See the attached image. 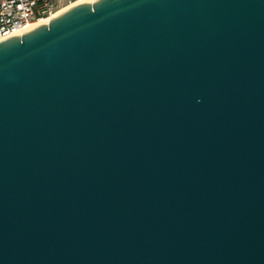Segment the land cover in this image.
Here are the masks:
<instances>
[{"label": "water", "instance_id": "1", "mask_svg": "<svg viewBox=\"0 0 264 264\" xmlns=\"http://www.w3.org/2000/svg\"><path fill=\"white\" fill-rule=\"evenodd\" d=\"M0 264H264V0H96L1 41Z\"/></svg>", "mask_w": 264, "mask_h": 264}, {"label": "built area", "instance_id": "2", "mask_svg": "<svg viewBox=\"0 0 264 264\" xmlns=\"http://www.w3.org/2000/svg\"><path fill=\"white\" fill-rule=\"evenodd\" d=\"M79 0H0V42L40 26ZM33 27V28H32Z\"/></svg>", "mask_w": 264, "mask_h": 264}, {"label": "bare ground", "instance_id": "3", "mask_svg": "<svg viewBox=\"0 0 264 264\" xmlns=\"http://www.w3.org/2000/svg\"><path fill=\"white\" fill-rule=\"evenodd\" d=\"M96 0H79L75 5H79V4H83V3H87V4H92L93 2H95ZM70 9V8H69ZM64 11H66V10H64ZM64 11H62V12H64ZM62 12H60L59 14H61ZM46 24V22H43V23H41V24H39V25H45ZM38 26V25H37ZM33 27H36V26H33ZM32 27V28H33Z\"/></svg>", "mask_w": 264, "mask_h": 264}]
</instances>
